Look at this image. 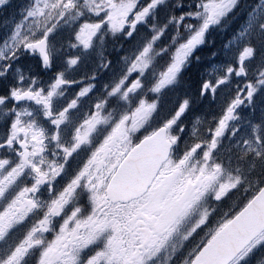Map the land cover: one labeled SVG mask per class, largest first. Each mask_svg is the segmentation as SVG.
Wrapping results in <instances>:
<instances>
[{"label": "snow or ice", "instance_id": "obj_1", "mask_svg": "<svg viewBox=\"0 0 264 264\" xmlns=\"http://www.w3.org/2000/svg\"><path fill=\"white\" fill-rule=\"evenodd\" d=\"M0 264H264V0H0Z\"/></svg>", "mask_w": 264, "mask_h": 264}]
</instances>
